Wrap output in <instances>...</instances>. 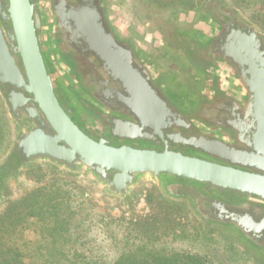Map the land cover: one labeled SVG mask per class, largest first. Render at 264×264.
<instances>
[{
  "label": "flooded vegetation",
  "instance_id": "flooded-vegetation-1",
  "mask_svg": "<svg viewBox=\"0 0 264 264\" xmlns=\"http://www.w3.org/2000/svg\"><path fill=\"white\" fill-rule=\"evenodd\" d=\"M172 1L162 0V8L173 7L180 16L185 12L192 29L158 34L156 43L150 45L155 63L113 27L105 0H46V30L36 1L30 0L40 15L41 54L59 104L93 140L103 139L111 146L174 151L264 177L263 33L218 0ZM5 3L0 0L1 12ZM0 28L9 29V22L1 21ZM101 31L104 36L100 40L106 42L111 37L112 54L123 60L124 68H109L101 58L105 55L92 50L96 45L91 46L90 35ZM123 78L130 84L134 81L131 89L125 88ZM138 82L147 101L135 104L131 91L138 89ZM1 89L5 102L7 95L14 93L15 122L31 128L37 118L28 119L26 111L32 113L34 108L41 116L37 106L18 97L23 89ZM150 108L154 121L135 112ZM12 162L10 154L4 164L15 174L19 167L11 169ZM163 186L166 195L186 200L208 226L230 232L257 255V263L264 264L262 198L182 180H164Z\"/></svg>",
  "mask_w": 264,
  "mask_h": 264
},
{
  "label": "rangeland",
  "instance_id": "rangeland-1",
  "mask_svg": "<svg viewBox=\"0 0 264 264\" xmlns=\"http://www.w3.org/2000/svg\"><path fill=\"white\" fill-rule=\"evenodd\" d=\"M38 10L45 19L46 0H35ZM105 0L107 17L113 27L129 42L138 47L141 54L155 60L151 46L157 35L167 32L189 31L192 29L185 12L162 8V0ZM173 2L172 0H164ZM231 7L239 18L253 23L264 35V6L262 0H218ZM46 8V9H45ZM157 31V32H156ZM160 35V36H161ZM44 43L46 33H44ZM145 45V47H144ZM151 45V46H150ZM144 47V48H143ZM0 91V217L14 203L37 191V198L45 201L50 197H60L59 191H67L71 198L83 205L86 213L96 221L101 220L104 233L97 226L83 224L87 237L99 245L101 253L109 257L122 249L144 252L150 249L167 251H189L207 257L211 264H259L256 256L246 245L227 231L210 227L197 215L184 199L166 195L157 183L149 178L139 180L123 197L113 196L86 173H74L58 166L37 161L15 174L4 164L10 156L19 134L26 129L11 117ZM8 169V170H7ZM12 171V172H11ZM38 200V201H39ZM58 200V199H57ZM73 202L72 206H76ZM18 212L17 231L9 236V241L20 251L25 250V242L34 238L37 220L28 217L24 208ZM80 231V229H79ZM108 233V235H107ZM232 236H230V235Z\"/></svg>",
  "mask_w": 264,
  "mask_h": 264
},
{
  "label": "water",
  "instance_id": "water-1",
  "mask_svg": "<svg viewBox=\"0 0 264 264\" xmlns=\"http://www.w3.org/2000/svg\"><path fill=\"white\" fill-rule=\"evenodd\" d=\"M5 4V11L0 10V22L6 25L9 22L10 28L5 31L0 28V91L2 87L10 90L12 87L23 89L18 97L25 101H33L41 113L39 116L34 108L32 113L26 111L28 119H37L34 125L22 131L15 141L13 152L20 160V169L33 162L45 161L67 171L86 173L109 194L119 197L131 191L139 180L149 178L165 193L164 180L173 182L182 180L187 184L213 185L222 189L238 190L236 192L258 196L264 200L262 176L174 151L111 146L103 139L96 141L85 135L71 120L70 113L66 112L57 100L55 84L47 73L41 54L44 48L41 46L40 15L34 11L30 0H6ZM102 28L104 31V27ZM103 33L101 31L96 34L97 36L90 35L91 46L96 45L92 50L99 55H105L106 58L103 56L101 58H104L109 68H124L123 60H118L112 54L111 37L109 36L106 42L100 40V37L104 36ZM104 43L108 44L107 48ZM17 60L20 62V68ZM123 82L127 90L134 85V81L130 84L125 78ZM138 83V89L131 91L132 96L135 94L131 98L135 104H140L141 99L147 101L146 95L140 93L142 84ZM23 91L30 97L26 98ZM13 95L11 92L6 98L12 118L17 106ZM162 106L164 107V104ZM153 111L150 108L147 111L135 112L142 119L146 117L154 121ZM198 148L202 152H207L205 147Z\"/></svg>",
  "mask_w": 264,
  "mask_h": 264
},
{
  "label": "trees",
  "instance_id": "trees-1",
  "mask_svg": "<svg viewBox=\"0 0 264 264\" xmlns=\"http://www.w3.org/2000/svg\"><path fill=\"white\" fill-rule=\"evenodd\" d=\"M262 3L264 6V0ZM11 155L14 159L11 169L19 167L20 160L14 153ZM59 192L61 195L57 196L60 197L40 201L38 192L34 191L10 206L0 217V264H211L204 255L174 249L160 252L122 249L109 257L99 251L93 238L83 233V224H88L97 226L100 233L106 234L101 220L91 218L69 192ZM73 202L77 203L76 206H72ZM21 208L28 217L37 220L34 238L25 242L26 251H20L9 241V236L21 224L19 222H23L17 218Z\"/></svg>",
  "mask_w": 264,
  "mask_h": 264
}]
</instances>
